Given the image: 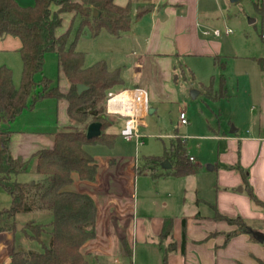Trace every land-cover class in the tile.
I'll list each match as a JSON object with an SVG mask.
<instances>
[{
    "label": "crops",
    "instance_id": "obj_1",
    "mask_svg": "<svg viewBox=\"0 0 264 264\" xmlns=\"http://www.w3.org/2000/svg\"><path fill=\"white\" fill-rule=\"evenodd\" d=\"M15 1L23 7L34 5L31 0L29 3ZM260 1L264 5V0ZM114 3L119 7L132 3L134 9L152 7V12L135 22L131 32L119 39L105 32L110 44L103 48L107 55L93 64L85 61V67L104 61L110 71L120 70L124 85L111 92L127 91L133 93L135 99L138 93L131 91H144L149 103L148 116L156 113L151 105L157 108L164 100H169L170 91H175L174 84H178V73L185 60L210 63L207 72L212 77L208 85H202L204 93L212 83L213 90L221 91V78L215 85L216 79L211 75L216 60L218 64L224 60L232 64L240 61L245 63L247 71L239 76L241 84L238 83L235 97L240 95L241 105L228 115L229 132H224L220 124V109L215 112L208 106L214 125L207 124V136L203 138L215 143V149L203 163L188 157L191 173L183 176L168 174L174 168L165 161L155 166L154 175L140 174L137 170L142 164L136 158L125 162V158L100 161L94 157L98 164L94 182H84L77 175L73 176L67 191L92 197L97 208L96 235L83 246L82 255L90 264L94 261L97 264H115V261L121 264L124 258H134L136 263L141 259L157 262L163 261L165 256L167 264H260L264 261V242H259L250 232L264 235V208L252 202L249 192L264 205V57L232 55L221 39L231 37L233 31L226 35L230 29L222 32L213 27L216 18L227 11L229 0H114ZM65 17L68 21L74 20V15L65 14L63 23ZM61 28L57 30V36L66 33ZM206 31L210 32L209 36L204 35ZM215 31L221 36H214ZM88 36L95 45L104 35L97 39ZM21 48L22 44L12 37L0 41V52L18 54ZM77 50L86 51L82 47ZM1 66L14 70L8 63ZM63 77L65 82L60 90L66 94L70 84L64 74ZM143 95V100L139 99L145 102ZM229 98L232 97L212 101L206 97L218 107ZM38 105L46 114L44 124L34 117L17 122L25 112L14 123L0 125V130L11 132V154L22 162L29 161L40 150L52 149L53 135L70 126L66 100H45ZM118 120L119 130L111 131V135L119 136L124 127V121ZM179 125L183 126L180 122ZM135 144L139 146L140 142ZM233 168H241L243 173ZM140 177L148 179V183L139 185ZM217 215L243 220L250 232L233 234L237 226L217 219ZM168 220L172 222L171 236L163 238V227ZM229 234L233 235L228 238ZM16 238V233L0 234V264H11L12 254L22 250ZM122 240L131 256L124 255Z\"/></svg>",
    "mask_w": 264,
    "mask_h": 264
},
{
    "label": "trees",
    "instance_id": "obj_2",
    "mask_svg": "<svg viewBox=\"0 0 264 264\" xmlns=\"http://www.w3.org/2000/svg\"><path fill=\"white\" fill-rule=\"evenodd\" d=\"M254 7L264 17V5L260 0ZM151 12L152 7L135 10L132 3L119 7L114 0H80L78 3L73 0H34L31 7L20 6L15 0H0V41L12 37L22 44L18 50L22 63L18 87L14 85L13 71L6 66L0 67V125L14 123L24 112L33 111L45 100H66L70 119L69 127L59 129L53 135L54 147L38 151L27 162L12 156L11 132L0 130V188L10 198V206L0 209V234L20 231L29 240L41 243L44 235L49 236L41 252L17 250L12 254L11 264H90L81 249L95 238L97 208L92 197L69 192L67 187L72 184L74 175L84 182L96 180L98 164L86 148L98 144L113 147L117 136L113 135L108 141L102 134L110 123L104 117L107 116V95L113 89L123 87L124 82L120 70L110 71L104 61L85 67V54L76 46L87 33L92 39H97L103 32L119 39L131 32L135 22ZM71 13L76 14L74 22L79 18V28L76 45L68 48L69 32L61 36L56 33L62 27L63 15ZM50 53L56 55L58 70L70 84L66 94L44 76L45 57ZM215 65L225 69V64H218L217 60ZM36 77L40 78L37 82ZM220 84L221 95L215 100L227 97L223 77ZM79 85L88 90L78 94ZM206 91L213 92V83ZM94 122L102 124L101 136L89 140L87 129ZM165 161L173 166V171L168 173L173 176L192 171L182 140H177L163 157L148 159L143 167L148 164L158 166ZM233 169L243 173L241 168ZM137 172L143 173L142 167ZM29 173L38 179L20 181V177ZM249 196L256 206L264 208L251 191ZM20 215L49 216L51 221L48 224L32 221L18 230L15 219ZM216 218L237 226L233 234L250 232L239 218L233 220L220 215ZM171 227L172 222L166 221L163 238L171 236ZM121 245L124 255L131 256L125 241L122 240ZM163 264H167L166 256Z\"/></svg>",
    "mask_w": 264,
    "mask_h": 264
},
{
    "label": "rangeland",
    "instance_id": "obj_3",
    "mask_svg": "<svg viewBox=\"0 0 264 264\" xmlns=\"http://www.w3.org/2000/svg\"><path fill=\"white\" fill-rule=\"evenodd\" d=\"M29 3L28 0H25ZM34 0H31L33 3ZM256 0H242L238 3L228 5L227 11L222 16H218L215 20L216 30L224 32L225 29H230L233 31V35L229 38L223 37L221 40L225 41L228 46L229 51L232 55H236L240 58H261L264 57V42L262 37L264 36V19L260 17L254 7ZM144 8V7H137ZM136 8V9H137ZM135 9V10H136ZM71 15L76 16L75 13ZM64 23L61 30L64 32H69V40L67 47H72L75 44V39L77 31L79 28L78 20L68 21L65 17ZM250 21H255L250 23ZM106 33H102V37L97 40L95 45L91 43V38L87 33L84 35L77 44V47L85 48V61L86 63H95L100 57H103L106 53L103 52V48L110 47L107 39L105 37ZM107 55V54H106ZM6 61V62H3ZM226 67L222 70L220 67L215 66L213 72H211L215 77V85L221 77L225 80V89L227 96H231L228 100L221 102V105L213 106L207 99L215 100L220 97L221 91L213 90L212 93L206 91L204 93V88L202 85H208L211 82L212 76H209L207 72L210 68V63L199 62L195 60H185L182 62L181 72L178 73V84H174L175 91H170L169 100L163 101L155 109L156 113L150 115L146 118L145 127L140 128V145L136 146L135 142H126L121 136L115 138L113 147L98 144L96 146H89L86 151L93 157L104 161L107 158H125V162L129 158H136L138 162L142 164V172H148L152 175L156 173L155 165L148 164L143 167V164L150 158H161L164 156L166 151L171 149V146L177 142V140H182L187 144L188 157H193L197 162L203 163L215 149V143L209 140H205L207 124H213V114L208 108L210 106L215 112L219 109L221 111V126L224 132H229L231 127L228 128L229 114L237 110V107L241 105L240 95L235 97L237 92L238 83L241 84L240 75H243L247 71L245 63H240V61L232 64L228 60H224ZM3 63H8L13 67L15 71V84L19 85L21 79V60L18 54L9 52H0V67ZM44 76L52 80L55 86L59 88L65 82L62 72L58 70L57 57L54 53L47 54L45 57L44 65ZM39 77H36V82L39 81ZM243 80V79H242ZM244 82V81H242ZM14 84V85H15ZM18 87V86H16ZM192 92H198L201 95L194 100L192 98ZM206 95V96H205ZM207 97V99H206ZM250 105V104H249ZM41 105H37L33 111H27L20 117L19 121L26 118H39L45 123V112L41 109ZM219 111V112H220ZM184 112L189 125L180 126L179 125V115ZM110 123L107 128L102 131L105 135L106 140H112V132L119 130V120L118 117H108ZM98 123V122H94ZM214 125V124H213ZM233 127L234 124H232ZM112 128V129H111ZM217 128V123H216ZM111 129V130H109ZM109 132V134L107 133ZM201 144L200 147L198 144ZM204 165V164H203ZM33 181L37 180V176L33 173L26 174L20 177V181ZM148 183V179L140 177L138 184ZM140 197V196H139ZM10 206L9 196L0 188V209ZM15 221L18 227H23L29 222H36L42 224L49 223V217L40 215H20L17 216ZM27 234L29 232H26ZM17 243L21 245L23 250L27 252H41L43 245H47L49 236L44 235L42 237V243L37 241H31L27 238L26 234L18 231L16 233ZM93 264H97L95 261ZM121 264H163L162 260L153 261L150 259L138 260L136 263L134 258H124L121 259Z\"/></svg>",
    "mask_w": 264,
    "mask_h": 264
},
{
    "label": "built area",
    "instance_id": "obj_4",
    "mask_svg": "<svg viewBox=\"0 0 264 264\" xmlns=\"http://www.w3.org/2000/svg\"><path fill=\"white\" fill-rule=\"evenodd\" d=\"M212 34L216 37L221 36L219 31H215ZM231 34V30L226 31V35ZM204 35L209 36L210 32L206 31L204 32ZM124 92L117 94L112 92L108 93L106 101V115L110 117H118L119 119L123 120L124 127L120 131L119 136H121L126 142H136L137 144H139V142L141 141L140 128L143 126L144 120L148 116L149 112L148 98L144 91L135 90L131 91L138 93L135 94L136 98L134 100L114 101L118 95H121ZM143 94H145V102H142L144 98ZM139 98H141L142 100H140ZM179 120L181 125H188V120L185 113L180 114ZM190 161H192V159ZM115 264H119V262L115 261Z\"/></svg>",
    "mask_w": 264,
    "mask_h": 264
},
{
    "label": "water",
    "instance_id": "obj_5",
    "mask_svg": "<svg viewBox=\"0 0 264 264\" xmlns=\"http://www.w3.org/2000/svg\"><path fill=\"white\" fill-rule=\"evenodd\" d=\"M230 3L235 4L238 3L242 0H229ZM96 15V12H95ZM252 23V22H250ZM78 90V94H82L84 92H86L88 90V87L84 86V85H79L77 87ZM192 98L196 99V97L199 95L198 92H192ZM153 113V110L150 111V114ZM101 131H102V124L101 123H92L89 125L88 129H87V138L89 140H93V139H97L101 136ZM21 227H18V230H20ZM259 242L263 243L264 242V235H261L257 232H250Z\"/></svg>",
    "mask_w": 264,
    "mask_h": 264
},
{
    "label": "bare ground",
    "instance_id": "obj_6",
    "mask_svg": "<svg viewBox=\"0 0 264 264\" xmlns=\"http://www.w3.org/2000/svg\"><path fill=\"white\" fill-rule=\"evenodd\" d=\"M129 101L134 100L133 93L124 92L121 95H118L114 101Z\"/></svg>",
    "mask_w": 264,
    "mask_h": 264
}]
</instances>
